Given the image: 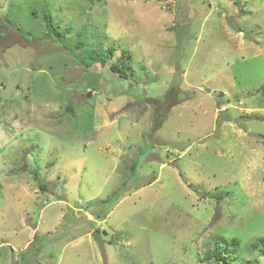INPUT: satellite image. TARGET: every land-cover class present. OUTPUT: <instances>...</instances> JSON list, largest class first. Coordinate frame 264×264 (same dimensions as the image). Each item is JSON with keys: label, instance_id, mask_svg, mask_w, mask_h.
<instances>
[{"label": "rangeland", "instance_id": "374dc122", "mask_svg": "<svg viewBox=\"0 0 264 264\" xmlns=\"http://www.w3.org/2000/svg\"><path fill=\"white\" fill-rule=\"evenodd\" d=\"M0 35V264H264V0H0Z\"/></svg>", "mask_w": 264, "mask_h": 264}, {"label": "trees", "instance_id": "16d2710c", "mask_svg": "<svg viewBox=\"0 0 264 264\" xmlns=\"http://www.w3.org/2000/svg\"><path fill=\"white\" fill-rule=\"evenodd\" d=\"M42 20L46 24V30L48 31L45 36H49L52 34H56L58 37L59 42H63L66 44V38L64 37V34L59 29V24H54L53 20L50 18V14L48 11H43ZM61 23V22H60ZM57 25V26H55ZM61 29V28H60ZM98 29V26L97 28ZM51 31V32H50ZM99 31V30H98ZM97 31V34L94 33L89 37H86L84 33L78 34L76 36L75 41V50H73V47L70 46V48L67 49V51H71L74 55V58L78 64L83 66L85 69H89L93 63L99 62L101 64H106V55L103 54L102 49L96 44L93 45L94 38H101L102 34ZM2 37V35H0ZM51 39V38H50ZM65 39V40H64ZM79 40V41H78ZM77 42V43H76ZM90 45L91 48L89 51L86 49V46ZM81 51V52H79ZM116 51L114 46H111L108 48L107 54L112 55ZM133 67V58L132 53L128 49H124L120 55V57L117 58V60L112 64L111 70L113 73H116L121 79L127 80L129 71ZM262 91H264V85L262 86ZM139 167V164H135L133 166V171H136ZM41 188L44 190L46 187L42 184ZM98 218H101V215L97 216ZM36 236L34 237V239ZM36 241V240H35ZM35 241L30 244V247L35 244ZM264 245V239L262 240ZM240 241L237 238H231L228 239L223 236H219L218 239H216V250L205 257V259H216V264L219 262H224V264H258V259L252 260V261H238L236 260L234 263L229 261V255L237 253L239 249ZM30 263V262H29Z\"/></svg>", "mask_w": 264, "mask_h": 264}, {"label": "water", "instance_id": "95a60500", "mask_svg": "<svg viewBox=\"0 0 264 264\" xmlns=\"http://www.w3.org/2000/svg\"><path fill=\"white\" fill-rule=\"evenodd\" d=\"M255 97H256V96H253L252 98H250V97H249V98H245V99H253V98H255Z\"/></svg>", "mask_w": 264, "mask_h": 264}]
</instances>
